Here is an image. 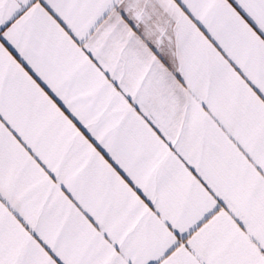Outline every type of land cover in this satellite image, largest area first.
<instances>
[{"label":"snow or ice","instance_id":"snow-or-ice-1","mask_svg":"<svg viewBox=\"0 0 264 264\" xmlns=\"http://www.w3.org/2000/svg\"><path fill=\"white\" fill-rule=\"evenodd\" d=\"M0 264H264V0H0Z\"/></svg>","mask_w":264,"mask_h":264}]
</instances>
